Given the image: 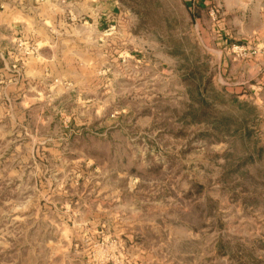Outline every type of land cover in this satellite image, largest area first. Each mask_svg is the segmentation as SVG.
<instances>
[{
	"label": "rangeland",
	"instance_id": "374dc122",
	"mask_svg": "<svg viewBox=\"0 0 264 264\" xmlns=\"http://www.w3.org/2000/svg\"><path fill=\"white\" fill-rule=\"evenodd\" d=\"M0 264H264V0H0Z\"/></svg>",
	"mask_w": 264,
	"mask_h": 264
}]
</instances>
